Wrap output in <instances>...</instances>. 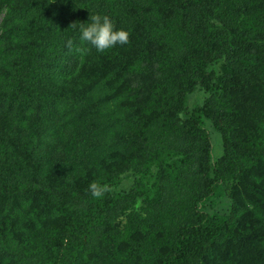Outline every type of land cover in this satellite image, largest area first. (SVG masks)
Segmentation results:
<instances>
[{"label":"trees","instance_id":"16d2710c","mask_svg":"<svg viewBox=\"0 0 264 264\" xmlns=\"http://www.w3.org/2000/svg\"><path fill=\"white\" fill-rule=\"evenodd\" d=\"M0 264H264V0H0Z\"/></svg>","mask_w":264,"mask_h":264},{"label":"clouds","instance_id":"9594fccd","mask_svg":"<svg viewBox=\"0 0 264 264\" xmlns=\"http://www.w3.org/2000/svg\"><path fill=\"white\" fill-rule=\"evenodd\" d=\"M75 27L79 34V40L90 45L97 52H103L115 45L128 42V33L123 29L115 28L108 15L90 14L86 22H79ZM89 190L94 196L100 194V189L94 183L89 185Z\"/></svg>","mask_w":264,"mask_h":264},{"label":"rangeland","instance_id":"374dc122","mask_svg":"<svg viewBox=\"0 0 264 264\" xmlns=\"http://www.w3.org/2000/svg\"><path fill=\"white\" fill-rule=\"evenodd\" d=\"M195 94H193L191 97H193ZM191 97L189 99H191ZM188 102H189V100H188ZM192 104H194V103L192 100H190L189 105L192 106ZM206 127L208 128L209 133H210V138H211V143H212V157H213V160H216L217 158H219L222 155L221 136L218 133L214 132L208 123H207ZM220 198H224L223 194H221ZM227 208H228V206L226 208L222 207V209H227Z\"/></svg>","mask_w":264,"mask_h":264}]
</instances>
